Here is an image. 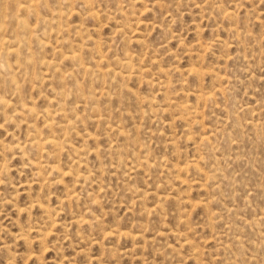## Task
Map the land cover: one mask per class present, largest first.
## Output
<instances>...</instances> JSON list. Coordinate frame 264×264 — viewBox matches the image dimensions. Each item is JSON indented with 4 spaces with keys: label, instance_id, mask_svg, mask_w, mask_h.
Instances as JSON below:
<instances>
[{
    "label": "rangeland",
    "instance_id": "1",
    "mask_svg": "<svg viewBox=\"0 0 264 264\" xmlns=\"http://www.w3.org/2000/svg\"><path fill=\"white\" fill-rule=\"evenodd\" d=\"M56 1L0 0V264H264V0Z\"/></svg>",
    "mask_w": 264,
    "mask_h": 264
},
{
    "label": "bare ground",
    "instance_id": "2",
    "mask_svg": "<svg viewBox=\"0 0 264 264\" xmlns=\"http://www.w3.org/2000/svg\"><path fill=\"white\" fill-rule=\"evenodd\" d=\"M21 1L23 2V0H21ZM35 1H36V0H35ZM38 1H41V0H38ZM48 1H49V0H48ZM53 1H54V0H53ZM55 1H56V0H55ZM59 1H60V0H59ZM59 1H56V2L58 3ZM68 1H70V0H68ZM31 2H33V1H30L29 4H28V3H27V4L25 3L26 5H24V4H23V5L20 4V5H22V7L25 6V8H27V10H28V7H30V6L32 7L33 5H35V3H31ZM44 2H45V0H44ZM56 2H55V3H56ZM73 2H74V0H73ZM73 2L69 3L68 6L71 7L70 4L72 5ZM87 2H88V0H87ZM90 2H91V0H90ZM23 3H24V2H23ZM38 3H39V2H38ZM57 3H56V4H57ZM157 3H158L157 5H159V2H158V1H157ZM44 4H45V3H44ZM46 4H47V3H46ZM64 4H65V3H64ZM82 4H84V3H82ZM87 4H88V3H87ZM2 5H4V4H2ZM15 5H16V4H15ZM18 5H19V3H18ZM48 5H50V6L52 7V5H51L50 3L47 4L46 7H47ZM53 5H54V4H53ZM59 5H60V4H59ZM59 5H58V6H59ZM89 5H90V4H89ZM89 5H88L87 9L89 8ZM0 6H1V5H0ZM50 6H49V7H50ZM85 6H87V5H85ZM85 6H84V7H85ZM90 6H91V5H90ZM18 7H19V6H18ZM35 7H38L37 4H36ZM35 7L30 9V11L33 10V14H34V13H35V14L37 13V12L34 11V10H35ZM49 7H47V8H49ZM51 7H50V8H51ZM92 7H93V4H92ZM1 8H3V6H1ZM5 8H6V4H5ZM15 8H16V7H15ZM38 8H39V7H38ZM81 8H82V5H81ZM93 8H94V7H93ZM16 9H17V8H16ZM57 9H58V8H57ZM59 9H60V7H59ZM68 9H69V8H68ZM71 9L75 10V9L72 8V7H71ZM87 9H86V10H87ZM89 9H90V8H89ZM89 9H88L87 11H89ZM4 10H5V9H3L2 13L5 12ZM36 10H37V9H36ZM46 10H47V9H46ZM83 10H84V8H83ZM90 10H91V9H90ZM15 11H16V10H15ZM66 11H67V10H66ZM66 11H65V12H66ZM223 11H225V9H224ZM26 12H28V11H25V13H26ZM55 12H56V11H55ZM60 12H62V11H60ZM73 12H74V11H73ZM89 12H90V11H89ZM91 12H92V10H91ZM93 12H94V10H93ZM2 13H1V11H0V14H2ZM69 13H70V10H69ZM81 13H82V11H81ZM94 13H95V12H94ZM94 13H93V14H94ZM222 13L224 14V12H222ZM14 14H15V15H16V14L18 15V12L14 13ZM21 14H23V12H22ZM58 14H59V13H58ZM66 14H67V12H66ZM227 14H228V10H227ZM3 15H4V14H3ZM5 15H7V11H6V14H5ZM15 15H14V16H15ZM30 15H31V14H30ZM37 15H38V13H37ZM37 15H36V16H37ZM44 15H45V14H44ZM228 15H229V14H228ZM14 16H13V17H14ZM41 16H42V15H41ZM57 16H59V17H58V18H59V19H58V23H59L60 18H61V17H60V14L57 15ZM91 16H93V15H91ZM96 16H98V15H96ZM25 17H26V16H25ZM47 17H48V15H47ZM227 17H228V16H227ZM21 18H23V20H24V19H27V17L24 18V16L21 17ZM28 18H29V17H28ZM4 19H5V18H4ZM4 19H3V17H2V20H3V21H4ZM47 19H48V18H47ZM52 19H53V18H52ZM0 20H1V17H0ZM55 20H56V19H55ZM27 21H28V20H27ZM56 21H57V20H56ZM56 21H55V22H56ZM15 22H16V24H15V23H14V24L17 25V22H18V21L15 20ZM25 22H26V20H25ZM25 22H24V23L22 22L23 25H25ZM47 22H48V21H47ZM139 22H140V20H139ZM0 23L2 24V21H0ZM60 23H61V22H60ZM151 23H152V22H151ZM5 24H6V23H5ZM50 24H51V23H50ZM64 24H65V23H64ZM144 24H145V23H144ZM23 25H21V28L24 27ZM28 25H29V24H28V22H27V26H28ZM13 26H14V25H13ZM4 27H5V25H4ZM33 27H35V25H33ZM59 27H60V25H59ZM14 28H16V26H15ZM27 28H28V27H27ZM56 28H58V27L56 26L55 29H56ZM60 28H61V27H60ZM79 28H80V27H79ZM1 29H2V28H1ZM3 29H4V28H3ZM3 29H2V30H3ZM16 29H17V28H16ZM30 29L32 30V26L30 27ZM51 29H52V28H50V30H51ZM12 30L14 31L13 28H12ZM18 30H19V28H18ZM18 30H17V31H18ZM20 30H21V29H20ZM22 30H24V29H22ZM26 30H27V29H25V31H26ZM33 30H34V29H33ZM60 30H61V29H60ZM80 30H81V29H80ZM0 31H1V30H0ZM17 31H16V32H17ZM54 31H56V30H54ZM31 32H32V31H31ZM31 32H30V33H31ZM59 32H60V31H59ZM14 33H15V32H14ZM28 33H29V32H28ZM56 33H57V32H56ZM23 35H25V34L23 33ZM82 35H83V34H82ZM171 35H173V34H171ZM17 36H18V35H17ZM29 36H30V35H29ZM35 36H36V35H35ZM19 37H20V36H19ZM27 37H28V36H27ZM31 37H32V35H31ZM31 37H30V39H31ZM61 37H62V36H61ZM82 37H83V36H82ZM87 37H88V35H87ZM4 38H5V36H4ZM6 38H7V37H6ZM15 38H16V37H15ZM25 38H26V35H25ZM2 39H3V38H2ZM8 39H9V38H8ZM13 39H14V38H13ZM23 39H24V36L22 37V40L19 39V41H23ZM30 39H29V40H30ZM66 39H67V38H66ZM66 39H65V40H66ZM218 39H219V38H218ZM3 40H5V39H3ZM9 40H10V39H9ZM58 40H59V39H58ZM71 40H73V39H71ZM71 40H70V41H71ZM219 40H220V39H219ZM73 41H74V40H73ZM76 41H77V40H76ZM76 41H75V43H76ZM81 41H82V39H80V43H81ZM88 41H89V40H88ZM94 41H95V40H94ZM0 42H1V41H0ZM4 42H6V44L9 43L8 40H6V41H4ZM14 42H15V39L13 40V44H14ZM16 42H17V40H16ZM44 42H45V40H44ZM56 42H57V41H56ZM86 42H87V40H86ZM96 42H97V41H96ZM96 42H95V44H97ZM2 43H3V42H2ZM19 43H21V42H19ZM70 43H71V42H70ZM77 43H78V42H77ZM6 44L4 43V45H3V44H2V45H3V46H6ZM40 44H41V42H40ZM84 44H85V42H84ZM65 45H66V44H65ZM204 45H205V44H204ZM9 46H10V44H9ZM27 46H28V45H27ZM43 46H44V45H43ZM69 46L71 47V46H72V43H71ZM76 46H78V45H76ZM76 46H74V47H76ZM84 46H85V45H84ZM90 46H91V45H90ZM13 47H14V46H13ZM28 47H29V46H28ZM61 47H63L62 44H61ZM70 47H68L69 50H70ZM86 47H87V46H86ZM91 47H92V46H91ZM206 47H207V46H206ZM22 48H23V47H22ZM24 48H25V47H24ZM55 48H57V47L55 46ZM87 48H89V44H88V47H87ZM202 48H203V47H202ZM6 49H8V48L5 47V50H6ZM15 49H17V48H15ZM18 49H19V44H18ZM80 49H81V46H80ZM204 49H205V46H204ZM1 50H2V49H1ZM73 50H74V48H73ZM77 50H78V49H77ZM99 50H100V49H98L97 51L99 52ZM3 51H4V49H3ZM3 51H2V52H3ZM15 51H16V50H15ZM58 51H59V50H58ZM63 51H64V50H63ZM79 51H80V50H79ZM91 51L94 52V51H96V50L91 49ZM6 52H7V51H6ZM60 52H62V51H60ZM66 52H67V50H66ZM66 52H64V54H65ZM72 52H73V51H72ZM72 52L70 51V53L68 52V54L72 55ZM74 52L77 53L76 51H74ZM89 52H90V51H89ZM3 53H4V52H3ZM17 53H19V51H18ZM41 53H42V52H41ZM75 53H74V55H72V56H75ZM5 54H7V53H5ZM12 54H13V52H12ZM24 54H25V53H24ZM62 54H63V52H62ZM92 54H93V53H92ZM92 54H90V55H92ZM97 54L99 55V53H97ZM1 55H3V54H1ZM7 55H8V54H7ZM15 55H16V54H15ZM25 55H26V54H25ZM66 55H67V54H66ZM70 55H69V57H70ZM1 57H2V56H1ZM43 57H44V56H43ZM61 57H62V56H61ZM63 57H64V56H63ZM66 57H67V56H66ZM93 57H94V56H93ZM95 57H97V55H96ZM95 57H94V58H95ZM100 57H101V56H100ZM17 58H18V57H17ZM40 58H41V57H40ZM49 58H50V57H49ZM49 58H48V60H49ZM72 58H74V57H72ZM72 58H71V59H72ZM77 58H79V55H78V54H77ZM80 58H81V57H80ZM80 58H79V61L77 60L79 63H80ZM82 58H83V57H82ZM82 58H81V59H82ZM97 58H98V57H97ZM97 58H95V60H96ZM24 59H25L24 62H26V58H25V57H24ZM29 59H31V58H29ZM54 59H55V58H54ZM71 59H70V60H71ZM74 59H75V58H74ZM74 59H72V60L74 61ZM89 59H90V58H89ZM46 60H47V59H46ZM56 60H57V59H56ZM99 60L102 61V58H100ZM1 61H2V60H1ZM41 61H42V60H41ZM53 61H55V60H53ZM73 61H72V62H73ZM82 61H83V60H82ZM90 61H91V60H90ZM42 62H43V61H42ZM48 62H49V61H48ZM50 62H51V60H50ZM57 62H58V61H57ZM87 62H88V61H87ZM126 62H127V61H126ZM98 63H100V62L98 61ZM200 63H201V62H200ZM43 64H44V63H43ZM80 64H82V62H81ZM87 64H88V63H87ZM87 64H86V65H87ZM128 64H129V63H128ZM47 65H48V64H47ZM56 65H57V64H56ZM59 65H61V64H59ZM73 65H74V64H73ZM82 65H83V64H82ZM84 65H85V64H84ZM108 65H109V64H108ZM88 66H89V65H87V67H88ZM130 66L132 67V63L130 64ZM40 67H41V66H40ZM72 67H73V66H72ZM74 67H75V66H74ZM74 67H73V70H75ZM87 67H86V68H87ZM106 67H107V66H106ZM106 67H105V68H106ZM176 67H177V66H175V68H176ZM193 67H195V66H193ZM200 67H201V66L199 65V68H200ZM91 68H92V67H91ZM188 68H189V67H188ZM195 68L197 69V67H195ZM199 68H198V70L201 69V68H200V69H199ZM64 69H65V68H64ZM83 69H84V68H83ZM93 69L95 70V68H93ZM107 69H109V68H107ZM176 69H177V68H176ZM192 69H193V68H192ZM24 70H25V68H24ZM56 70H58V68H57ZM68 70H69V69L65 70V72H66V71L68 72ZM77 70H78V69H77ZM79 70H80V69H79ZM98 70H99V69H98ZM193 70H195V69H193ZM203 70H204V69H202V71H203ZM42 71H43V69H42ZM63 71H64V70H63ZM69 71H70V70H69ZM71 71H72V70H71ZM91 71H93V70H91ZM101 71L103 72V70H101ZM101 71L99 70L98 72L101 73ZM113 71H116V70L113 69ZM130 71H132V70L130 69ZM164 71H166V69H165ZM173 71H174V69H173ZM44 72H46V71H44ZM44 72H43V74H45ZM67 72H66V73H67ZM85 72H86V69H85ZM180 72H182V71H180ZM189 72H190V71H189ZM191 72H192V71H191ZM199 72L201 73V70H200ZM199 72H198V74H199ZM70 73H71V72H70ZM166 73H167V71H166ZM166 73H164V74L166 75ZM195 73H196V71H195ZM203 73H204V72H202L201 74H203ZM214 73H215V72H214ZM31 74H32V72H31ZM41 74H42V73H41ZM89 74H90V72H89ZM104 74H105V72H103V75H104ZM108 74H109V73H108ZM116 74H117V73H116ZM158 74H159V72H158ZM62 75L64 76V73H62ZM90 75H91V74H90ZM98 75H99V74H98ZM126 75L129 76V74H126ZM161 75H162V74H161ZM201 76H202V75H201ZM216 76H217V75H216ZM197 77H198V76H197ZM198 78H199V77H198ZM217 78H218V77H217ZM219 78H220V77H219ZM219 78H218V79H219ZM163 81H164V80H163ZM163 81H162V82H163ZM164 82H165V81H164ZM78 83H79V82H77V84H78ZM219 85H220V84H219ZM76 87H77V85H76ZM79 87H80V86H79ZM219 88H220V87H219ZM223 89H224V88H223ZM74 90H75V87H74ZM81 91H82V90H81ZM220 91H221V90H220ZM82 92H84V91H82ZM222 92H223V90L221 91V93H222ZM84 93H85V92H84ZM102 93H103V92H102ZM101 95H102V94H101ZM92 96H93V95H92ZM90 97H91V96H90ZM85 98L87 99L86 96H85ZM0 99H1V98H0ZM6 101H7V100H5V102H6ZM2 102H3V101H2ZM5 102H4V103H5ZM81 102H82V101H81ZM84 102H86L85 99H83V103H84ZM26 103H27V102H26ZM2 104H3V103H2ZM6 104H7V102H6ZM78 104H79V103H78ZM29 105H31V104L29 103ZM75 106H76V105H74V107H75ZM186 106H187V105L185 104L184 107H186ZM23 107H25V106H23ZM21 108H22V107H21ZM27 109H30V108L28 107ZM31 109H32V108H31ZM22 111H24V109H22ZM31 112H32V111H31ZM66 115H67V113H66ZM63 116H64V115H63ZM95 119H96V117H95ZM47 121H48L47 124L49 123V121L52 122L51 120H47ZM45 124H46V122H45ZM49 126H50V123H49ZM49 128L52 129L53 127L50 126ZM210 132H211V130H210ZM90 133H91V132H90ZM205 133H206V131H205ZM208 133H209V132H208ZM211 134H212V133H211ZM93 135H94V134H93ZM93 135H91V136H93ZM202 135H203V134H202ZM51 136H53V135H51ZM87 136H88V135H87ZM200 136H201V134H200ZM206 136L208 137L209 135L207 134ZM206 136H202V139H206V138H207ZM88 137H89V136H88ZM88 137H87V138H88ZM198 137H199V136H198ZM209 137H210V136H209ZM209 137H208V139H209ZM38 139H39V138H38ZM55 139H56V138H55ZM55 139H54V138H53V139H52V138H51V139L48 138V139L45 140L44 137H43V140H45V141L42 142V143H40L39 141H35V142H33V140H32V139H31V140H32L33 144L36 145L37 147H39V149H40L41 145L44 144V143H48V144H51V145H54V146H55V144H56L55 141H54ZM94 139H95V138H94ZM202 139L199 137V140H200V141H201ZM31 140H30V142H31ZM39 140H40V139H39ZM82 145H83V144H82ZM8 146H10V145H8ZM11 146H12V145H11ZM80 146H81V145H80ZM21 147H22V146H21ZM78 147H79V146H78ZM81 147H82V146H81ZM8 148H10V147H8ZM16 149H17V148H16ZM20 149L22 150L23 148H20ZM84 150H85V147H84ZM13 151H14V150H13ZM36 151H37V149H36ZM39 151H40V150H39ZM84 153H85V152H83V154H84ZM19 155H20V153H19ZM30 159H31V158H30ZM36 159H38V157H37ZM28 160H29V159H28ZM31 160H32V159H31ZM32 161H33V160H32ZM35 161H36V160H35ZM37 161H38V160H37ZM79 161H81V160H79ZM77 162H78V160H77ZM81 162H82V161H81ZM33 163H35V162H33ZM77 164H78V163H77ZM80 164H81V163H80ZM80 164H79V165H80ZM54 167H55V166H54ZM51 168H52V166H51ZM198 172H199V171H198ZM76 174H77V172H76ZM77 175H78V174H77ZM206 176H207V174H206ZM204 178H205V177H204ZM207 179H208V176H207ZM73 194H74V193L72 192V194H71L72 197H73ZM68 198H69V197H68ZM68 198H67V200H68ZM71 199H72V198H71ZM75 199H76V198H75ZM75 199H74V200H75ZM92 200H93V199H92ZM69 201H70V198H69ZM82 219H83V218H82ZM83 220H86V219H83ZM76 221H77V220H76ZM86 221H87V220H86ZM78 222H79V221H78ZM80 222H81V221H80ZM80 222H79V223H80ZM82 222H84V221H82ZM111 231H112V230H111ZM114 231H115V230H114ZM116 232H117V231H116ZM112 233L114 234V232H112ZM119 233H121V232H118V234H119Z\"/></svg>",
    "mask_w": 264,
    "mask_h": 264
}]
</instances>
